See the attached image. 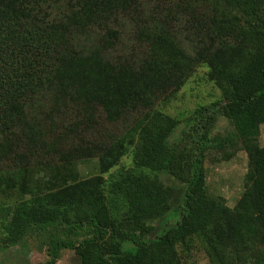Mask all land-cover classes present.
<instances>
[{
	"label": "trees",
	"instance_id": "1",
	"mask_svg": "<svg viewBox=\"0 0 264 264\" xmlns=\"http://www.w3.org/2000/svg\"><path fill=\"white\" fill-rule=\"evenodd\" d=\"M138 3L0 0V244L34 237L42 264L64 249L81 264H185L200 242L212 264H264V0L170 9L187 18L189 46L160 18L132 17L126 41L115 12ZM202 64L236 137H211L203 118L201 138L179 149L170 138L182 120L156 104ZM240 143L248 169L231 207L207 189L206 149ZM91 158L100 174L84 180L78 162ZM162 171L187 183L167 222L174 189Z\"/></svg>",
	"mask_w": 264,
	"mask_h": 264
},
{
	"label": "rangeland",
	"instance_id": "2",
	"mask_svg": "<svg viewBox=\"0 0 264 264\" xmlns=\"http://www.w3.org/2000/svg\"><path fill=\"white\" fill-rule=\"evenodd\" d=\"M187 1L139 0L137 6L131 7L130 10L115 12L117 23L112 24L122 31L127 41V33L129 34L130 32L129 27L131 26L130 20L132 17H137L142 21L160 18L166 21L168 26L181 37L185 46H189L190 36L193 35V32L189 28L186 29L187 18H181L179 11L175 15L176 17H172L174 13L170 11V9L175 10L177 5L186 4ZM165 13L168 14L165 15ZM208 69V66L205 64L199 65L176 95L168 99L159 100L156 104L157 108L182 120L170 138L171 143L178 146L179 149H183L185 146L190 147L194 138H201L199 132L200 122L203 118L205 121L206 119H210L211 137L217 136L222 139L236 137V130L232 122L223 115L221 110L223 104L222 92L209 79ZM199 108H203L205 112L204 116H199L196 113V110ZM260 142L264 145V124L261 125ZM231 151H234L233 155L225 159V154ZM206 154L205 167L208 191L212 194L225 197L228 205L234 207L244 190L245 174L248 169L247 152L242 149L240 143L229 147L226 145L223 148L211 146L206 149ZM131 165L132 155L129 152L122 158L119 165L102 174L104 188L111 178H118ZM78 168L84 180L100 174L98 158L80 160ZM160 177L165 184L172 186L174 189L173 211L163 218L166 221V219L172 217L173 212L181 204L183 195L187 190V183L181 182L167 171H162ZM154 224L157 225L158 221L154 222ZM132 245V243L130 245L129 243H125L124 248L127 249ZM47 257L45 249L39 248L38 240L34 237L28 238L22 244L9 247H3L0 244V264H42ZM57 264L81 263L74 250L64 249L61 251ZM185 264L212 263L206 248L198 242L188 256L185 257Z\"/></svg>",
	"mask_w": 264,
	"mask_h": 264
}]
</instances>
